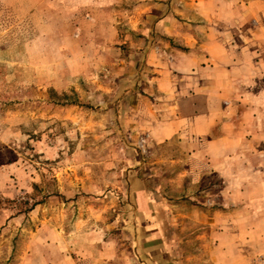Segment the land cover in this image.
Listing matches in <instances>:
<instances>
[{"label": "rangeland", "instance_id": "374dc122", "mask_svg": "<svg viewBox=\"0 0 264 264\" xmlns=\"http://www.w3.org/2000/svg\"><path fill=\"white\" fill-rule=\"evenodd\" d=\"M27 1L0 0V264H137L133 192L143 179L150 192L160 190L158 198L174 200L158 206L163 217L179 216L166 228L188 233L205 225L203 213H231L238 259L247 237L251 263L264 264V45L253 43L264 42V0H234L250 7L251 18L238 12L248 27L236 29L230 123L237 138L225 146L229 155L199 184L183 178L166 188L157 178L176 175L181 164L162 157L149 133L134 130L136 120L123 107L124 99L133 102L127 87L138 89L155 61L145 53L148 44L130 42L144 34L119 24L129 41L104 50L99 40L113 37L108 22L85 19L69 0H56L68 9L55 19L46 12L40 19ZM153 2L167 9L149 19L151 46L164 55L184 48L158 24L188 21L199 0ZM249 49L257 51L253 58ZM156 166L161 170L152 172Z\"/></svg>", "mask_w": 264, "mask_h": 264}, {"label": "crops", "instance_id": "0c3cea01", "mask_svg": "<svg viewBox=\"0 0 264 264\" xmlns=\"http://www.w3.org/2000/svg\"><path fill=\"white\" fill-rule=\"evenodd\" d=\"M134 1L130 9L123 6V0H69V3L73 12L84 11L85 19L87 16L90 20L99 19L110 24L112 39L99 40L104 44V50H108L109 43L129 41V35L126 38L120 34L119 24L145 35L134 37L130 42L148 44L145 53L155 61L148 62L152 66L148 69L151 73L147 70L142 75L144 78L138 89L127 87L128 94L133 95V102L124 99L123 107L129 108L136 120L134 130L149 133L154 149L162 157L171 155L174 164H181L176 175L170 178L161 175L158 181H163L165 188L175 186L183 178L197 185L207 172L220 168V157L229 155L225 146L237 138L230 123L238 90L235 60L240 53L236 47V29L248 27L246 21L251 14L250 7H237L234 0H199L188 21L179 23L169 18L160 22L158 25H164L171 38L184 46L166 52L165 55H170L168 58L151 46L153 39L147 32L154 23L149 19L161 17L167 5H159L153 0L143 4L141 0ZM27 3L28 12L37 13L40 19L45 17V12L55 19L59 12L68 9L56 0H28ZM260 5L264 10V4ZM238 12L246 13V21L238 20ZM140 13L144 16L140 17ZM120 17L125 19L119 20ZM253 43L264 45L257 40ZM249 53L253 58L257 51L249 49ZM263 71L264 67L261 73ZM143 165L140 167L145 170L146 165ZM160 170L158 166L151 169L152 172ZM141 181L139 191L133 192L137 204L132 213L136 235L134 250L139 253L137 264H256L251 263L249 252L244 248L250 242L247 237L241 242L242 261L238 259L236 217L231 213L225 215L219 210L208 216L203 213L204 226L178 234L174 229L166 228L165 221L177 223L179 216L172 211L163 217L158 211L159 205L174 203L172 197L161 195L158 198L160 190L152 193L149 191L150 182ZM160 184L156 186L161 187ZM139 194L143 200L138 201ZM138 204H145V207L140 208ZM225 220L228 226H225ZM251 233L252 230L246 231L247 236Z\"/></svg>", "mask_w": 264, "mask_h": 264}]
</instances>
